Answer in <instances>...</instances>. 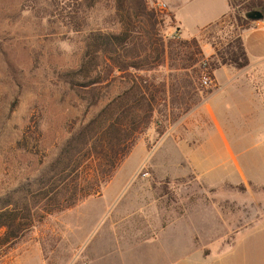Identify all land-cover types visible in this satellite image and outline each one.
Returning <instances> with one entry per match:
<instances>
[{
    "label": "rangeland",
    "instance_id": "obj_1",
    "mask_svg": "<svg viewBox=\"0 0 264 264\" xmlns=\"http://www.w3.org/2000/svg\"><path fill=\"white\" fill-rule=\"evenodd\" d=\"M146 1L149 9L157 11L155 4L160 2ZM116 8L115 0H0V199L20 185L35 180L71 133L89 124L122 89L128 87L118 81L105 83L92 92L94 99L91 100L92 94L73 89L70 84V77L78 74L83 62L89 33H116L120 30ZM157 13L163 21L160 36L165 41H187L177 36L168 12L166 15ZM186 22L184 36L189 33L199 39L201 33L194 29L192 20L186 19ZM241 30L232 17L205 31L203 39L209 37L215 49L224 52L240 37ZM142 39L140 41L146 45ZM203 39L198 40L200 46ZM173 51L172 62L166 59L161 67L138 73L149 85L155 84L162 89L165 84L167 91L165 95L157 92L153 124L117 169L115 176L118 174V178L112 186L116 189L124 183H149L156 187L158 197L165 196L168 204L178 198L181 214L203 212L202 203L212 202L215 206L213 214L223 213L237 218V222L231 224L233 228L254 226L257 229L264 225L263 189H255L258 201L245 196L242 200L244 209L231 205L223 208L218 203L229 187L209 188L195 175H173L184 173L185 167L188 170L187 163H182L185 167L178 164L186 154L175 151L172 141L188 136L184 120L198 106L203 96L201 91L206 89L203 80L207 77L200 65L192 64L186 66V72L170 74L169 65H186L181 59L190 53L189 49L174 48ZM99 71L103 78L106 77L105 66L101 64ZM225 73L218 72V76L224 79ZM256 83L264 91V78ZM190 129L196 131L193 127ZM233 130L241 134L248 151L247 159H241L242 167L247 168V175L252 179L263 180L264 173L259 172V166L264 165V129H260V135H255L257 129L238 127ZM158 131L163 134L161 138ZM229 139L238 149L234 136L230 134ZM156 161L162 172L172 175H162ZM60 215L47 217L11 251L0 252V264H17L20 257L26 255H31V259L24 264H42V260L51 257L52 251L56 252L57 264L58 257L70 258L69 253L64 255L59 250ZM218 242L206 241L207 244ZM38 248L42 251L40 257L35 255L40 253ZM74 250L72 248L70 253L73 254ZM224 264H264V232L249 237L236 258L232 257Z\"/></svg>",
    "mask_w": 264,
    "mask_h": 264
},
{
    "label": "crops",
    "instance_id": "obj_2",
    "mask_svg": "<svg viewBox=\"0 0 264 264\" xmlns=\"http://www.w3.org/2000/svg\"><path fill=\"white\" fill-rule=\"evenodd\" d=\"M157 1L168 6L176 34L183 40L195 38L189 33L184 36L186 19L192 20L194 29L200 31L199 39L196 38L200 41L205 31L233 17L228 0ZM240 37L249 66L242 70L225 66L215 71L212 87L201 91L203 96L198 106L184 120L188 136L178 137L172 143L175 151L186 154L178 164H188V170L183 166L185 172L174 176L195 175L209 188L229 187L222 191L224 198L218 204L223 208L231 205L244 209L245 196L259 200L255 189L264 192V179H252L247 168L242 167L241 159H247L248 151L241 134L233 129H257L255 135L262 134L260 129H264V91L256 83L264 78V24L253 22L249 29L241 30ZM201 46L206 59L215 55L209 37H204ZM221 71L226 72L224 79L218 76ZM192 127L196 131L192 132ZM230 134L238 149L231 144ZM258 158L253 161V167ZM157 166L162 175H172L162 172L160 164ZM259 168L264 173V165ZM117 178L118 174L98 196L59 216V250L70 255L68 259L58 257L59 264H224L236 258L249 237L264 232V225L257 229L233 228L231 224L237 218L213 214L212 202L202 203L203 212L181 214L178 198L168 204L165 196L156 195L154 185L143 182L124 183L114 189L112 185ZM217 240L220 242L206 243ZM72 248H75L73 254ZM39 252L35 254L37 257L42 254ZM54 255L56 252L52 251L42 264H57ZM20 259L17 264H24L31 255Z\"/></svg>",
    "mask_w": 264,
    "mask_h": 264
},
{
    "label": "trees",
    "instance_id": "obj_3",
    "mask_svg": "<svg viewBox=\"0 0 264 264\" xmlns=\"http://www.w3.org/2000/svg\"><path fill=\"white\" fill-rule=\"evenodd\" d=\"M228 1L242 30L249 29L253 23L245 18L247 13L258 11L264 15V0ZM115 2L120 30L89 33L83 62L78 74L70 77V84L71 88L89 95L108 82L118 81L128 87L89 124L71 133L35 180L20 185L0 199V232L3 231L0 252L3 254L11 251L38 223L98 196L113 180L117 169L138 145L139 138L153 124L157 92L165 95L167 91L165 84L162 89L155 84L149 85L139 72L161 67L166 59L172 62L174 48L189 49L190 53L181 59L186 65H169L170 74L186 72V66L192 64L200 65L204 75L214 79V72L221 67L242 70L249 66L241 37L226 51L216 49L214 56L205 59L196 38L175 43L163 39L160 36L163 21L156 10L149 9L146 0ZM101 64L108 71L104 78L99 71ZM90 99H94L93 94ZM157 134L159 138L163 136L160 131Z\"/></svg>",
    "mask_w": 264,
    "mask_h": 264
},
{
    "label": "built area",
    "instance_id": "obj_4",
    "mask_svg": "<svg viewBox=\"0 0 264 264\" xmlns=\"http://www.w3.org/2000/svg\"><path fill=\"white\" fill-rule=\"evenodd\" d=\"M155 8L157 9V11L162 14V15H166L168 12V6L164 3H157L155 4ZM260 24H264V20L259 22ZM203 85L206 88H211L213 85V81L210 77H206L203 80Z\"/></svg>",
    "mask_w": 264,
    "mask_h": 264
},
{
    "label": "water",
    "instance_id": "obj_5",
    "mask_svg": "<svg viewBox=\"0 0 264 264\" xmlns=\"http://www.w3.org/2000/svg\"><path fill=\"white\" fill-rule=\"evenodd\" d=\"M245 18L253 22H260L264 20V15L261 12L255 11L247 13Z\"/></svg>",
    "mask_w": 264,
    "mask_h": 264
}]
</instances>
